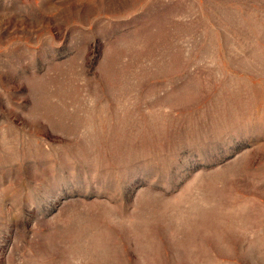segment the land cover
I'll return each mask as SVG.
<instances>
[{
    "label": "rangeland",
    "instance_id": "374dc122",
    "mask_svg": "<svg viewBox=\"0 0 264 264\" xmlns=\"http://www.w3.org/2000/svg\"><path fill=\"white\" fill-rule=\"evenodd\" d=\"M0 264H264V0H0Z\"/></svg>",
    "mask_w": 264,
    "mask_h": 264
}]
</instances>
